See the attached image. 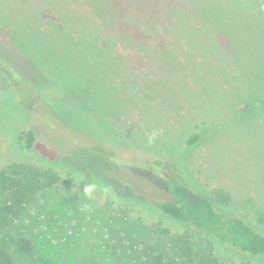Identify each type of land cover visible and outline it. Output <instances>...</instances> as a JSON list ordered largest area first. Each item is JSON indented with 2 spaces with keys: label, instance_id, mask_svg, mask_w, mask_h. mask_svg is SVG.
<instances>
[{
  "label": "rangeland",
  "instance_id": "374dc122",
  "mask_svg": "<svg viewBox=\"0 0 264 264\" xmlns=\"http://www.w3.org/2000/svg\"><path fill=\"white\" fill-rule=\"evenodd\" d=\"M83 2L76 1L86 8ZM109 4L119 24L163 27L169 11L174 17L180 13L174 20L193 26L191 39L204 46L189 62L199 60L198 53L205 61L218 59L230 74L222 79L218 74L203 77L205 69L194 62L197 74L171 66L162 75V68L157 70L152 62L140 68L141 80L167 92L180 89L175 86L180 79L185 93L200 94L199 106L204 107L203 97L214 96L211 100L219 103V110L206 106V112L201 109L193 116L170 98L167 104L181 108L179 115L143 100L141 120L135 110L116 116L134 101L132 87L100 72L98 63L89 64L77 42L57 39L61 34L33 40L39 38L35 10L17 0H0V166L22 151L15 144L19 131L31 129L35 152H24L26 160L39 154L62 171L56 185L25 204L13 225L0 231V245L16 264H185L179 252L149 228L158 221L154 201L168 198L169 180L208 194L224 189L231 196L228 208L255 227V217L264 212V107L247 91L248 86L257 87L256 79L246 75L250 66L264 71V38L260 44L250 38L254 17L264 23V0H109ZM262 29L258 24L256 32ZM19 33L25 34L27 45L13 38ZM246 36L249 40L243 41ZM214 39L227 49L223 55L213 46L220 48ZM123 53L143 62L132 51ZM165 75L166 82L170 79L175 85L160 84ZM146 95L155 103L160 100L158 93ZM250 102L259 106L252 118L245 114ZM181 118L184 125L178 130ZM225 125L233 129L242 125V130H220ZM195 133L202 139L186 148ZM18 236L31 241L30 254L15 252ZM218 259V264H243L226 249L218 250Z\"/></svg>",
  "mask_w": 264,
  "mask_h": 264
},
{
  "label": "trees",
  "instance_id": "16d2710c",
  "mask_svg": "<svg viewBox=\"0 0 264 264\" xmlns=\"http://www.w3.org/2000/svg\"><path fill=\"white\" fill-rule=\"evenodd\" d=\"M17 1L31 7L37 13V19L34 23L39 24V38L33 40L38 42L42 38L51 39L61 34V37H57V39H61L64 44L70 42L71 45H75L77 42L82 53L88 54L89 64L98 63L96 66L100 72L105 71L114 76L116 83H119L120 79H124L128 86L132 87L131 90L135 94L134 101L130 102L116 116L135 110L141 120L139 104L144 102L179 115L182 109L172 108L168 105L167 101L170 98L177 99L176 103L179 106H184L185 111L189 110L186 114L194 113L193 116H196V112L201 109L206 112V106L209 107L210 111L219 110V103H213L214 101L211 100L214 96L211 99L203 97L205 99L204 107L199 106L202 103L198 96L200 94L196 90L195 95H193L194 92L185 93L181 88L185 85L180 79L175 85L170 79L166 82L165 75L160 84L166 82L169 87H171L170 84L180 87L176 91L169 88L167 92L157 89L155 86L153 88L149 83L141 80L140 68L149 66L152 62H156L154 65L157 70L162 68V75L171 70V66L175 68L184 66L187 71L191 69L197 74L194 69L196 67L193 66L195 64L205 69L201 71L203 77L204 75L207 77L208 74L213 76L218 74V77L220 76L222 79V75L230 74L228 68L220 64L218 59L212 58L214 61H205L207 58H203L204 56L198 53L196 55L199 60L194 61L197 63L189 62L196 50L204 51V46L195 44L194 40L191 39L192 35L189 33V28L193 26H189L186 21L181 23L174 20L180 13L174 17L172 10L169 11L171 13L166 14L167 22L162 24L163 27L155 23H152V26H139L137 22H135L136 24L134 22L119 24L115 12L110 8L109 0H83V5L86 8L78 7L77 0ZM47 11L50 13L45 15ZM258 24L263 25L260 32H256ZM254 25V33L250 35V38L254 39V42L259 41L260 44L264 38L263 19L259 21L257 17H254ZM3 27L9 28L7 25H3ZM174 29V35H172ZM10 32L12 34V30ZM183 35L188 38H184ZM24 37L25 34L23 33L22 35L20 33L13 34V38L21 41L22 45H27L29 40ZM80 38L89 41L80 43ZM161 40L162 43H160ZM247 40H249V36H246L243 41ZM213 44H219L220 48L216 45L213 46L221 51L222 55L223 52L227 51L216 39H214ZM257 45L255 44V46ZM200 46H202L201 49ZM126 50L132 51L135 55H140L136 58L143 59L141 65L131 59V54H124L123 52ZM226 62L228 61L226 60ZM188 65L189 67H187ZM104 67L110 69H104ZM215 69L217 73L214 75L211 70ZM257 69L256 66H250V71L246 73L250 78L256 79V83L253 85L257 87L252 89L248 86L247 91L251 92V96L257 98L264 107V78H261L264 76V71ZM201 72L199 73L201 74ZM115 87L120 90L118 85ZM146 92L158 93L160 100L155 103L149 98L150 95H146ZM179 92L181 95H178ZM207 93L210 92L207 91ZM201 96L203 95L201 94ZM218 99L217 97L214 98L215 101ZM143 100L144 102H141ZM190 101L193 103H188ZM221 104L223 105V103ZM258 107L250 102L245 111L246 116L251 118L255 116L254 113L255 110H259L256 109ZM243 113H237L240 114L237 116L239 121L242 120L240 116L244 115ZM176 125H179L176 126L179 130L183 127L184 120L181 118L180 123L178 122ZM159 127H162L164 129L163 134H166L165 126ZM233 128L230 125H225L220 130L226 129L228 132L237 133L242 130V125ZM200 139L202 136L195 133L186 148L188 146L194 147V144ZM165 140L169 143L173 142L169 140L167 135H165ZM176 140L177 136H175L174 144H176ZM34 142L35 136L31 129L19 131L15 137V144L19 149L17 151H22L17 154L14 152L10 161L0 166V231L13 225L25 204L61 180L62 171L58 164L50 163L48 159L39 154L33 156V160H26L28 158L24 157V152L34 153ZM166 191L168 198L156 200L153 203L158 221L151 223L149 228L153 234L162 236L176 249L185 264H218L219 249H226L233 259L243 262V264H264V231L259 229H264V212L258 213L255 217L258 228L228 208L227 204L231 200V196L222 188H215L211 194H208L185 182L169 180L166 184ZM14 250L18 255H28L32 252L33 246L28 238L18 236L14 239ZM0 264H16L13 256L1 245Z\"/></svg>",
  "mask_w": 264,
  "mask_h": 264
}]
</instances>
